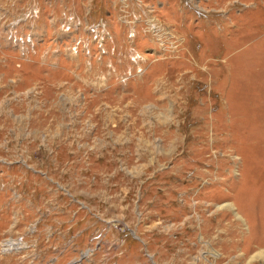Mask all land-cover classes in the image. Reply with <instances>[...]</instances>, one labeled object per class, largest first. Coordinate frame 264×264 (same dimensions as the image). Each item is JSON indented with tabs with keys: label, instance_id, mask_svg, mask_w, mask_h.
Masks as SVG:
<instances>
[{
	"label": "rangeland",
	"instance_id": "rangeland-1",
	"mask_svg": "<svg viewBox=\"0 0 264 264\" xmlns=\"http://www.w3.org/2000/svg\"><path fill=\"white\" fill-rule=\"evenodd\" d=\"M0 264H264V0H0Z\"/></svg>",
	"mask_w": 264,
	"mask_h": 264
},
{
	"label": "built area",
	"instance_id": "built-area-1",
	"mask_svg": "<svg viewBox=\"0 0 264 264\" xmlns=\"http://www.w3.org/2000/svg\"><path fill=\"white\" fill-rule=\"evenodd\" d=\"M27 39H28V37H27Z\"/></svg>",
	"mask_w": 264,
	"mask_h": 264
}]
</instances>
